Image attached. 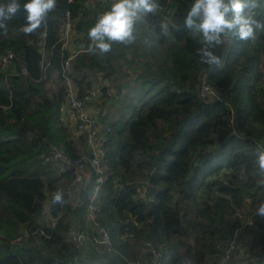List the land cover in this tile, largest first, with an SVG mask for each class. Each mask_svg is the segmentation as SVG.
Here are the masks:
<instances>
[{
    "label": "trees",
    "instance_id": "16d2710c",
    "mask_svg": "<svg viewBox=\"0 0 264 264\" xmlns=\"http://www.w3.org/2000/svg\"><path fill=\"white\" fill-rule=\"evenodd\" d=\"M88 1L57 0L45 24L26 34L27 0H19L21 11L6 33L0 30V264H264V217L257 215L264 202L257 166L264 150L258 149L264 31L214 48L223 65L210 68L195 55L198 37L184 27L192 0H159L157 12L137 21L134 42L113 43L100 56L89 50L88 31L112 4ZM68 12L73 27L66 43L61 30ZM165 18L167 37L160 28ZM257 19H264V7ZM139 45L147 59L137 64ZM9 53L14 61L3 66ZM206 74L220 100L200 98ZM66 77L77 97L100 88V106L119 109L108 127L109 178L96 225L110 231L112 247H77L68 237L71 228L95 235L98 228L85 220L90 185L77 193L75 212L62 208L73 177L59 175L51 161L50 144L73 159L90 154L75 121H61L69 102ZM58 191L62 203L53 202ZM48 205L61 215L54 229L40 223ZM242 209L253 225L244 227ZM233 240L240 245L227 259Z\"/></svg>",
    "mask_w": 264,
    "mask_h": 264
},
{
    "label": "clouds",
    "instance_id": "9594fccd",
    "mask_svg": "<svg viewBox=\"0 0 264 264\" xmlns=\"http://www.w3.org/2000/svg\"><path fill=\"white\" fill-rule=\"evenodd\" d=\"M56 3L57 0H27L22 6L26 13L22 31L31 34L41 28ZM159 7V0H115L110 10L99 14L89 29L90 50L104 56L112 50L113 43L134 42L136 22L157 12ZM261 7H264V0H192L183 23L185 29L198 37L201 46L195 49V55L199 62L210 68L222 67L223 61L214 48L233 38L239 41L255 39L258 30L264 31V19H257V10ZM20 11L19 0L0 5V30L6 33L7 22ZM169 25L167 18L161 21L162 36L170 34ZM258 149H264V145ZM257 166L259 173L264 175V150L258 151ZM53 202L62 203L63 193H54ZM257 215L264 217V202L258 205Z\"/></svg>",
    "mask_w": 264,
    "mask_h": 264
},
{
    "label": "built area",
    "instance_id": "2783aa9c",
    "mask_svg": "<svg viewBox=\"0 0 264 264\" xmlns=\"http://www.w3.org/2000/svg\"><path fill=\"white\" fill-rule=\"evenodd\" d=\"M73 0H69V3H72ZM89 4V2H87ZM103 4V3H102ZM108 4V2H107ZM167 13L171 14L172 10L168 9ZM72 20L70 12L66 14V21L64 27L61 30V35L63 34V40L67 43L70 39V34L72 31ZM91 45V41H90ZM89 45V50H90ZM14 61V55L9 53L2 60V65L6 66L9 63ZM68 62L66 63V67H68ZM23 73H26L24 70ZM208 74L203 76L201 87L199 91L200 98L205 102L220 100L217 95V92L212 88V86L208 83ZM68 90L69 102L67 106L64 107V114L61 116V121L63 123H67L68 119H72L75 121L78 126V132L87 135L88 137V146L90 149V154L88 156H84L82 158L73 159L71 158L65 150L58 149L57 146L50 144V153H51V161L55 165V170L59 175H63L66 173H71L75 177H73V182L69 185L71 189H69L68 197L65 202L62 203L63 207H69L71 210L74 207L79 206V201L77 198V190L78 188L86 189L90 184L93 185L92 193L89 197L88 202V213L87 219L88 222L96 226L99 221L98 219V204L97 201L100 197V193L102 191L103 186L107 182L109 178L108 169L106 165L107 159V144L109 141L108 132L110 129L106 131L99 128V123L97 121V116L100 113L98 108L94 107V103H96L100 98L101 89L95 88L91 89L81 98L77 97L76 91L74 90L72 84L69 79L66 77ZM105 86H108V80L103 81ZM110 100L113 99V94L111 92L108 93ZM110 103V101H109ZM94 181V182H93ZM74 188V189H73ZM73 190V193H72ZM55 193V192H54ZM53 193V195H54ZM247 210L250 208L247 206ZM60 213L54 215L50 206L48 205L43 209L40 223L44 225H48L51 228H56L57 223L60 219ZM245 218L246 226H251L254 224L255 219L253 216H243ZM97 227V226H96ZM98 228V227H97ZM97 234H93L91 231H78L69 229L68 237L71 238L72 242L77 247H86L91 243H94L96 247H112L111 246V234L105 228H98ZM240 244L237 243L236 240L231 242L230 249H228L227 259H230L233 253L237 250ZM155 253V252H154ZM225 264V263H223Z\"/></svg>",
    "mask_w": 264,
    "mask_h": 264
},
{
    "label": "rangeland",
    "instance_id": "374dc122",
    "mask_svg": "<svg viewBox=\"0 0 264 264\" xmlns=\"http://www.w3.org/2000/svg\"><path fill=\"white\" fill-rule=\"evenodd\" d=\"M89 2V5L90 4H93V0L91 1H88ZM105 8V3H103V9ZM137 23V22H136ZM137 53L138 54H141L142 55V58H138V61L140 62V61H142V60H146L147 59V56H146V54H145V50H144V48H143V46L142 45H139L138 46V50H137ZM132 58H134V57H132ZM99 103V102H98ZM99 110H101L100 108H98ZM100 115L101 114H98V118H100ZM111 115L114 117H116V119H119V117H120V114H119V109H118V106H116V105H112V109L110 110V117H111ZM99 120V119H98ZM103 120L106 122V123H108L109 122V120H108V114H106V115H104L103 116ZM56 147V146H55ZM58 149H63V148H59V147H57ZM87 148H88V146H87ZM88 151H89V148H88ZM118 161H119V158H117V163H118ZM72 176L74 177V175L72 174ZM74 180H75V177H74ZM76 181V180H75ZM69 186V185H68ZM104 187L105 186H103V188H102V191H101V193H100V197L103 195V193H104ZM92 188H93V185L92 184H90V186H89V188H88V196L92 193ZM84 189V187L83 188H78V190H77V192H80V191H82ZM100 197H99V199H100ZM99 199H98V201H97V204H98V206H99ZM77 210V208L76 207H74V208H72L71 209V212H75ZM246 211H248L247 210V207H246ZM239 213H238V215L240 216V217H243V216H245L246 214H247V212H245L244 213V209H242V210H239L238 211ZM86 218L87 217H85V220H86ZM98 221L100 222V220H99V217H98ZM86 224H87V226L89 227L91 224L88 222V220L86 221ZM71 229H73V230H78V231H80L79 230V228H71ZM86 231V230H85ZM110 232V231H109ZM111 234V233H110ZM69 240L71 241V243L73 244V245H75L73 242H72V240H71V238L69 237ZM76 246V245H75ZM239 247V246H238ZM155 252V251H154ZM160 258V256H157V259H155V261H158V259ZM130 264H144V263H142V262H138V263H130ZM225 264H228V263H225Z\"/></svg>",
    "mask_w": 264,
    "mask_h": 264
},
{
    "label": "crops",
    "instance_id": "0c3cea01",
    "mask_svg": "<svg viewBox=\"0 0 264 264\" xmlns=\"http://www.w3.org/2000/svg\"><path fill=\"white\" fill-rule=\"evenodd\" d=\"M114 3V1L113 0H108V4H113ZM137 39V38H136ZM142 61H138V59H135V63H137V64H140ZM208 76H209V74H208ZM99 100L97 101V104H96V106H98V108H100L101 110H100V113L99 114H101L100 115V118H98V116H97V121H98V123H99V125L101 126V128L103 129V130H106V129H108V127L110 126V120L111 119H113L114 117L111 115V117H110V110L112 109V105H110V106H107L106 108L104 107V105H102V106H100V104H101V102H99ZM106 114H108V120H109V122L108 123H106L104 120H103V116L104 115H106ZM99 119V120H98Z\"/></svg>",
    "mask_w": 264,
    "mask_h": 264
}]
</instances>
